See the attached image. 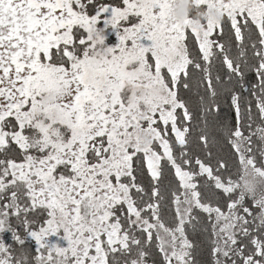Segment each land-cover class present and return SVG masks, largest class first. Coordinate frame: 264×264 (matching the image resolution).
Listing matches in <instances>:
<instances>
[{"label":"snow or ice","instance_id":"snow-or-ice-1","mask_svg":"<svg viewBox=\"0 0 264 264\" xmlns=\"http://www.w3.org/2000/svg\"><path fill=\"white\" fill-rule=\"evenodd\" d=\"M174 3L0 0V233L30 236L35 264H196L189 229L208 264H264V0H195L223 17L200 25ZM221 99L230 155L207 134ZM0 264L27 257L0 240Z\"/></svg>","mask_w":264,"mask_h":264},{"label":"trees","instance_id":"trees-1","mask_svg":"<svg viewBox=\"0 0 264 264\" xmlns=\"http://www.w3.org/2000/svg\"><path fill=\"white\" fill-rule=\"evenodd\" d=\"M105 2H111V0H105ZM198 11L193 7V9L188 13V16L194 17ZM231 34L226 35L224 37L225 42L229 40ZM189 48L190 54L193 57H198L200 55L198 45L195 43L194 39L189 41ZM215 74V70H214ZM249 78L254 79V74L249 73ZM192 84L191 91H183V95L188 99L190 109L194 112V125H196L193 134H192V150L194 152H201L202 146L199 144V135L200 131L203 128V124L199 123V110H198V100L199 95L197 94V79L190 81ZM231 121V123L235 124V119L233 116L232 111L230 108L224 103L223 99H221V110L219 112V116L215 117L210 115L208 117V128L207 134L209 136L210 147L214 153H221L224 155H230L231 150L227 144L226 137L224 132L222 131V125L225 124L226 121ZM202 154V152H201ZM172 173L171 170L168 169L165 172L164 179L161 181L162 184L167 183L168 181L172 180ZM150 181V177L145 175L140 177L138 182L143 183L146 187L148 186ZM23 219V217H21ZM29 220H36L37 225L43 221L44 214L40 213H30L28 216ZM203 220V217H201ZM13 226H17V221L15 219L12 220ZM20 233L23 232L22 226L18 228ZM4 237L7 239L8 245H12L14 248V254L16 256H26L27 257V264H35V252L32 246V241H24V246L15 245L14 241L12 240L9 232L4 234ZM188 238L192 241L194 248H193V257L195 259L196 264H208L209 261V253H208V236L207 234L203 233L200 230L192 231L191 229L188 230ZM158 258V257H157ZM149 264H152L151 259H149Z\"/></svg>","mask_w":264,"mask_h":264},{"label":"clouds","instance_id":"clouds-1","mask_svg":"<svg viewBox=\"0 0 264 264\" xmlns=\"http://www.w3.org/2000/svg\"><path fill=\"white\" fill-rule=\"evenodd\" d=\"M194 7V0H175V3L172 7V15L177 19L182 21L188 16V13ZM209 18L215 21H222L223 17L220 13V10L217 6L211 8L203 7L202 11L197 12V14L192 17L197 25L206 22Z\"/></svg>","mask_w":264,"mask_h":264},{"label":"rangeland","instance_id":"rangeland-1","mask_svg":"<svg viewBox=\"0 0 264 264\" xmlns=\"http://www.w3.org/2000/svg\"><path fill=\"white\" fill-rule=\"evenodd\" d=\"M194 8L196 9V11H202L203 7L197 8L195 0H194ZM197 14V13H196ZM190 17V16H187ZM192 18V17H191ZM98 28H104V23L103 21H100L97 25ZM104 33H105V45L106 46H114L115 44L118 43V39H117V35H116V30H113L111 28V26H109L108 28L104 29ZM147 43V42H145ZM44 218H45V214H44ZM23 230V228H22ZM6 232L0 233V240H3L5 245H8L7 239L4 237V234ZM22 236L24 235V233H20ZM9 235L11 236V233L9 232ZM62 232H58L56 235H51L47 237V242L49 245L55 244L59 247H66L67 246V241L62 239ZM25 241H32V246L34 249V252L37 248V245L35 243V241L30 237V236H26L25 237ZM36 255V252H35ZM34 255V258H35Z\"/></svg>","mask_w":264,"mask_h":264}]
</instances>
